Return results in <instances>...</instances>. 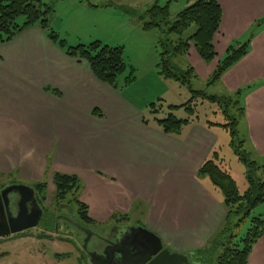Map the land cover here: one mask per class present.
Segmentation results:
<instances>
[{
  "label": "crops",
  "instance_id": "crops-1",
  "mask_svg": "<svg viewBox=\"0 0 264 264\" xmlns=\"http://www.w3.org/2000/svg\"><path fill=\"white\" fill-rule=\"evenodd\" d=\"M93 1L96 7L113 6L122 14L125 6L136 10L175 2ZM218 2L222 23L214 38L216 58L206 64L194 46L187 57L194 59L206 81L228 48L254 33L248 53L214 85L224 94L242 91L241 135L264 159V23L258 26L264 19V0ZM129 17L135 21L134 30L142 29L137 18ZM144 113L119 89L99 80L85 60L68 56L38 26L0 44V173L30 183L47 180L48 187L54 186V172L76 175L83 183L81 200L98 224L105 225L115 212L143 215V227L156 233L164 247L192 258L226 215L221 190L198 171L214 151L226 163L219 146L228 140L227 134L201 117L180 133L167 134L153 120L145 123ZM259 214L264 216V211ZM110 225L109 230L128 229L121 222ZM248 264H264V235Z\"/></svg>",
  "mask_w": 264,
  "mask_h": 264
},
{
  "label": "trees",
  "instance_id": "trees-1",
  "mask_svg": "<svg viewBox=\"0 0 264 264\" xmlns=\"http://www.w3.org/2000/svg\"><path fill=\"white\" fill-rule=\"evenodd\" d=\"M188 2L189 5L179 11L173 21L170 20L169 3L160 5L156 2L142 14L137 15L142 29L158 28L161 31V37L158 39L160 75L187 85L192 93L190 100L181 105H169L168 108L171 109V112H167L163 118L155 117V121L163 132L178 134L185 125L201 117L200 110L197 109L200 105L210 102L222 106V114L229 122L216 120L206 123L209 127L217 125L230 132V146L235 150L239 161L246 163L248 167L246 172L248 187L244 192L240 191L234 176L222 166L217 151H214L204 161L199 168L198 176L209 177L211 182L221 190L224 196L226 215L209 242L201 249L196 250L193 257L199 264H210L214 257H216L217 264H248L255 244L264 235V216L262 214L254 215V210L264 204V159L259 158L249 149L247 140L241 135L239 129L241 118L245 114V108L240 100L242 91L219 95L208 94L205 90H195L192 85V81L197 78L195 68L190 64L182 66L175 61L176 58L187 56L191 46L197 49L206 64H211L217 56L214 38L222 23L220 3L218 0H188ZM122 9L128 16L135 14V10L131 7L125 6ZM52 12L53 7L43 0H0V44L11 42L26 29L38 26L68 56L85 60L99 80L118 90V76L127 70L124 47H112L100 40L88 44L69 45L67 40L61 38L52 27ZM262 23H264V19L258 26ZM193 27H195V31L188 35ZM253 35L254 33H251L248 40L236 42L228 48L212 75L206 80L208 86L220 81L223 74L248 53ZM134 78V72L131 71L126 82L129 83ZM52 91L60 95L56 90ZM162 106L163 104L151 103V112L158 114L162 110ZM180 107H184L191 116L177 117L172 110ZM231 109H234L233 113ZM213 113L218 118L221 112L213 111ZM96 114L101 116L97 111ZM144 122L149 124V120L145 117ZM0 176L11 178V176L2 173ZM52 182L55 187L54 206L50 209L47 207L44 215L47 218V224H49L48 229L53 230L55 224L54 231L58 232L56 227L57 224H61V220L57 218V213L63 203H68L75 210L78 221L82 225L89 228L102 226L90 217L89 206L81 200L83 183L78 176L57 171L52 175ZM31 184L41 189L44 199H47V180ZM250 218L251 224L245 235L240 236L234 232L237 227L239 228L243 222ZM129 219V215L115 212L105 225ZM42 235L47 236L46 232ZM219 249H223V251L216 256Z\"/></svg>",
  "mask_w": 264,
  "mask_h": 264
},
{
  "label": "rangeland",
  "instance_id": "rangeland-1",
  "mask_svg": "<svg viewBox=\"0 0 264 264\" xmlns=\"http://www.w3.org/2000/svg\"><path fill=\"white\" fill-rule=\"evenodd\" d=\"M43 1L53 7L51 16L52 27L59 33L61 38L67 40L69 45L88 44L93 40H101L104 44L112 47H124L127 70L118 76V89L136 105L142 107L145 112V118L149 121L153 120V124H157L155 117L163 118L167 112H171V109L168 108L169 105L184 104L192 97L187 85H183L173 79L164 78L159 73V48L157 51L155 49V41L161 37V31L158 28H153L150 31L144 29L134 30V24L131 22L135 21H130L131 18L122 14L123 12L120 9L104 5L96 7L92 5L96 2L93 0H90L92 4L88 0ZM162 1L164 2V0ZM186 3L187 0H175L170 7L171 21L175 19L177 12L183 9ZM161 4L165 5L166 3ZM149 6L134 9V17L138 19L137 15L142 14L146 9L150 8ZM194 31L195 27L189 31L188 35ZM175 61L182 66L186 64L195 65L197 78L192 81L195 90H205L208 94H224L221 92L220 87L207 85V82L202 79V74H200L199 68L192 57L183 56L176 58ZM131 71L134 72L135 78L127 83L126 78ZM153 102L158 105L163 104L162 110L158 114L151 112L150 104ZM197 109L200 110V119L203 122L216 120L229 122L225 119V115L222 114V106L220 107L217 103L207 102L204 105H200L199 108L197 107ZM231 110L233 113L234 109ZM213 111L221 112L218 118L214 116ZM172 112L179 118L191 116L184 107L172 110ZM213 128L215 130H223L227 134L228 140H221L219 146L220 155L226 161L222 166L230 170L238 183L240 191L244 192L248 187L246 178L247 164L238 160L235 150L230 146V132L217 125H214ZM241 128L242 126L240 125V132L242 131ZM15 178L19 181H26L20 177ZM9 179L0 176V183L8 182ZM54 191L55 187L51 184L47 192V207L49 209L54 206ZM262 211H264V207H258L254 210V215H258ZM250 220L251 218L247 219L234 232L240 236L245 235L250 227ZM121 223L128 227L144 226V216L131 214L129 220ZM110 226V224L92 226L94 236L88 243V250H85L83 248L85 235L82 232L73 228L72 234L67 231L66 227H60L57 232L54 231L55 224L53 230L48 229L49 224H47V218L44 216L39 226L33 229V236L19 237L0 244V264H92L89 252L101 250L102 241L100 236L108 233ZM45 232L47 236L44 237L42 233ZM222 251L223 249H219L216 252V256ZM215 258L210 264H217Z\"/></svg>",
  "mask_w": 264,
  "mask_h": 264
},
{
  "label": "water",
  "instance_id": "water-1",
  "mask_svg": "<svg viewBox=\"0 0 264 264\" xmlns=\"http://www.w3.org/2000/svg\"><path fill=\"white\" fill-rule=\"evenodd\" d=\"M15 188L28 190L31 187L26 185H17ZM43 210L36 212L31 220L23 226L15 227V224L28 220L25 215H19L15 220L11 221L12 229L0 232V236L8 235L12 232H19L30 228L37 227L40 223ZM26 222V221H25ZM86 237L83 248L88 250V243L94 236V232L90 228H81ZM124 242L109 243L102 252H89L90 261L92 264H111L116 254L120 255L118 264H195L193 259L186 254L172 252L164 247L161 238L147 228L130 227L127 230ZM33 236L32 234H24L23 237ZM102 238V237H100Z\"/></svg>",
  "mask_w": 264,
  "mask_h": 264
},
{
  "label": "flooded vegetation",
  "instance_id": "flooded-vegetation-1",
  "mask_svg": "<svg viewBox=\"0 0 264 264\" xmlns=\"http://www.w3.org/2000/svg\"><path fill=\"white\" fill-rule=\"evenodd\" d=\"M17 185L18 186L26 185L31 188L30 189L28 188V190H23V189L15 188V186ZM46 208H47V199H44L42 190L36 188L31 183L22 180L19 181L13 177H11L8 180V182L0 183V232L8 231L9 229L11 230L12 226H10L11 224L10 222L15 220L19 215H25V217L28 220H25L26 222L24 221L15 224L14 226L18 227L25 225L27 222L31 220L32 216L40 209L43 210L42 217L40 220L41 223L45 215ZM75 215L76 214L74 209L68 203H63L58 209V213H57V218L63 221V223H61L60 225L57 224L56 228L59 229L60 227L63 228L66 227L67 231L71 232L72 234H73L72 229L75 228L85 235L84 231H82L80 228L77 227V224H79V227L81 228H89V227L86 225H82L78 221V217ZM37 227L19 232H12L5 236H0V244L17 239L19 237H23L24 234L34 235L32 231ZM128 229H130V227H128ZM128 229L127 228L124 229V227H120V226H115L112 230H109V232L106 233L105 235H101L100 237L102 238L100 239L102 241L101 243L102 248L99 252H102L104 248L109 245V243L124 242V238L125 235L127 234L126 232ZM118 258H120V255L116 254L111 264H118ZM195 264H199V263L196 262Z\"/></svg>",
  "mask_w": 264,
  "mask_h": 264
}]
</instances>
